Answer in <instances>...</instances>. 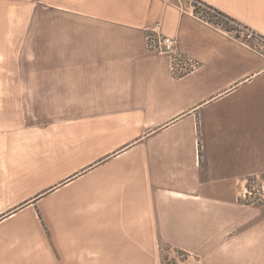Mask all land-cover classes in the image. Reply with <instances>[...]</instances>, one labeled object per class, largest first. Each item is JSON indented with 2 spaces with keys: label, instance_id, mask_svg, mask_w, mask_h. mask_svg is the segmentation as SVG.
<instances>
[{
  "label": "crops",
  "instance_id": "0c3cea01",
  "mask_svg": "<svg viewBox=\"0 0 264 264\" xmlns=\"http://www.w3.org/2000/svg\"><path fill=\"white\" fill-rule=\"evenodd\" d=\"M191 1L0 0V264H264V56ZM199 1L264 37V0Z\"/></svg>",
  "mask_w": 264,
  "mask_h": 264
},
{
  "label": "built area",
  "instance_id": "2783aa9c",
  "mask_svg": "<svg viewBox=\"0 0 264 264\" xmlns=\"http://www.w3.org/2000/svg\"><path fill=\"white\" fill-rule=\"evenodd\" d=\"M246 38L257 46L260 45L264 47V37L252 35L251 32H248ZM146 40L149 51L169 56L171 60V70L174 76H181L197 67L198 62L183 55L178 49L177 41L163 35L159 31L158 25L147 31ZM263 47L261 48L263 52L261 54L264 56ZM248 188L253 191L255 190L259 194H264V179L254 177L251 182L248 183L247 189ZM251 194L252 193L246 190L244 199Z\"/></svg>",
  "mask_w": 264,
  "mask_h": 264
},
{
  "label": "rangeland",
  "instance_id": "374dc122",
  "mask_svg": "<svg viewBox=\"0 0 264 264\" xmlns=\"http://www.w3.org/2000/svg\"><path fill=\"white\" fill-rule=\"evenodd\" d=\"M231 35L236 36V33H232ZM239 39L246 44L251 45L252 42L249 41L247 38L244 37V35L240 34ZM253 46L256 47V49L260 52H262L263 46H257L255 43H253ZM14 49L0 47V63H14L16 61V55L14 53H11ZM264 50V47H263ZM0 73H6V72H0ZM1 89V87H0ZM7 88H4V92H0V111L1 110H8V109H14V100H12V103H10V100L8 99L7 94L5 93ZM250 193H252L250 196H247L245 199L241 200L243 204L249 205V206H255L260 207L263 210L264 214V194H259L255 190H250V188L247 189ZM162 255L164 258L163 264H196L195 258H192L189 256V254L186 253H179V251H173L169 248H163Z\"/></svg>",
  "mask_w": 264,
  "mask_h": 264
},
{
  "label": "trees",
  "instance_id": "16d2710c",
  "mask_svg": "<svg viewBox=\"0 0 264 264\" xmlns=\"http://www.w3.org/2000/svg\"><path fill=\"white\" fill-rule=\"evenodd\" d=\"M191 6L193 8V14L197 18L201 19L202 21L211 25L212 27L227 33L229 36H231L232 38L238 41H241L239 39L240 34L244 35L245 38L248 32H251L252 35H256L249 28L237 22L233 18L223 14L222 12L214 9L213 7L199 0H192ZM233 32L236 33V36L231 35ZM247 42L251 43L252 41H247ZM163 248L165 247H161L162 250Z\"/></svg>",
  "mask_w": 264,
  "mask_h": 264
}]
</instances>
